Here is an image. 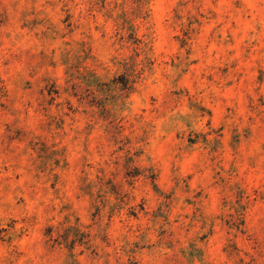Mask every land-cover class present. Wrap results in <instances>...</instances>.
<instances>
[{
	"label": "clouds",
	"instance_id": "clouds-1",
	"mask_svg": "<svg viewBox=\"0 0 264 264\" xmlns=\"http://www.w3.org/2000/svg\"><path fill=\"white\" fill-rule=\"evenodd\" d=\"M0 264H264V0H0Z\"/></svg>",
	"mask_w": 264,
	"mask_h": 264
}]
</instances>
